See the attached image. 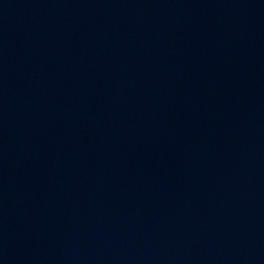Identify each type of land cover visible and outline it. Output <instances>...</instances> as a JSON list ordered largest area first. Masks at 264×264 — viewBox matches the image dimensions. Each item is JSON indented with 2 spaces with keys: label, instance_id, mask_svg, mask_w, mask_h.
Listing matches in <instances>:
<instances>
[{
  "label": "water",
  "instance_id": "obj_1",
  "mask_svg": "<svg viewBox=\"0 0 264 264\" xmlns=\"http://www.w3.org/2000/svg\"><path fill=\"white\" fill-rule=\"evenodd\" d=\"M0 264H264V0H0Z\"/></svg>",
  "mask_w": 264,
  "mask_h": 264
}]
</instances>
